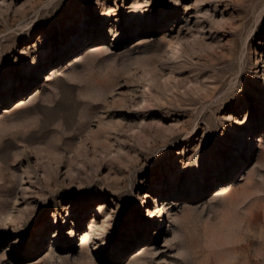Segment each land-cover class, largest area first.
<instances>
[{
  "label": "rangeland",
  "instance_id": "374dc122",
  "mask_svg": "<svg viewBox=\"0 0 264 264\" xmlns=\"http://www.w3.org/2000/svg\"><path fill=\"white\" fill-rule=\"evenodd\" d=\"M0 264H264V0H0Z\"/></svg>",
  "mask_w": 264,
  "mask_h": 264
},
{
  "label": "bare ground",
  "instance_id": "6f19581e",
  "mask_svg": "<svg viewBox=\"0 0 264 264\" xmlns=\"http://www.w3.org/2000/svg\"><path fill=\"white\" fill-rule=\"evenodd\" d=\"M36 78H38V75H37ZM187 176H188V177H186L187 179H195L194 183H199V181H201L200 176H197V175H192V176L187 175ZM162 184H168V182L162 183ZM162 209L165 210L164 207H162ZM97 231L98 230H96L93 226H90V228H88L87 230H85V232H91V233L97 232ZM88 236L90 237V234H88V233L86 235H84V237H88Z\"/></svg>",
  "mask_w": 264,
  "mask_h": 264
}]
</instances>
